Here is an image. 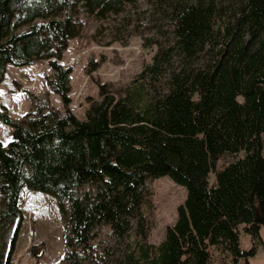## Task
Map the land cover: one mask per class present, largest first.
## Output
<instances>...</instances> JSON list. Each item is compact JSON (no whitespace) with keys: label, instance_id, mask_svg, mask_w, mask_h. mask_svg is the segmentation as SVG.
<instances>
[{"label":"trees","instance_id":"1","mask_svg":"<svg viewBox=\"0 0 264 264\" xmlns=\"http://www.w3.org/2000/svg\"><path fill=\"white\" fill-rule=\"evenodd\" d=\"M80 2L106 17L125 0H0V80L8 62L47 58L54 69L48 83L65 105L61 112L30 93L35 107L20 120L2 106L0 118L13 127V139L0 141L6 212H16L25 181L68 201L62 210L75 247L86 250L94 228L104 223L121 236L134 220L146 239L155 214L145 180L169 173L188 185V199L163 239L142 244L140 256L145 264H209L210 244L230 247L233 225L264 215L258 152L223 169L216 186L206 180L209 161L250 150L264 131V0H157L170 14L174 35L164 55L176 52L187 64L171 73L164 92L155 91V72L120 89L100 82L99 98L87 97L84 119L67 107L71 69L58 60L75 31ZM36 18L45 21L15 31Z\"/></svg>","mask_w":264,"mask_h":264},{"label":"rangeland","instance_id":"2","mask_svg":"<svg viewBox=\"0 0 264 264\" xmlns=\"http://www.w3.org/2000/svg\"><path fill=\"white\" fill-rule=\"evenodd\" d=\"M59 15L63 16L64 12ZM73 19L75 31L58 60L71 67L68 108L79 119L85 118L89 107L87 97L99 98L100 82L108 81L114 89H120L155 72V91L164 92L171 73L187 64L186 58L176 52L170 58L164 55L174 35L170 14L157 0H125L120 11L106 17L88 10L80 2L75 6ZM44 21V18H36L15 31ZM249 35L245 28L243 38ZM52 73L54 69L47 58L25 65L6 63L0 80V111L5 106L10 117L22 119L25 112L35 107L30 93L37 95L38 104L45 102L63 111L60 95L47 80ZM12 139L13 127L0 118V141L7 144ZM252 147L238 152L225 151L216 156L213 163L209 161L207 186H216L223 169L248 155L258 152L264 160V131L260 141ZM86 186L84 183L75 188L76 192ZM145 187L155 214L148 237L144 239L136 233L134 220L121 236H117L111 224L104 223L94 228L85 250L82 244L75 247V238L70 234L67 214L62 210L63 206L68 210V201L62 204L55 193L23 181L15 213L6 212L7 205L0 194V208L3 209L0 264H66L72 260L69 254L74 250L81 251L73 264H145L140 256L141 245L163 239L166 228L177 222L190 192L188 185L169 173L148 176ZM232 231L234 240L230 247L209 245V264H264V215L261 220L237 222Z\"/></svg>","mask_w":264,"mask_h":264},{"label":"flooded vegetation","instance_id":"3","mask_svg":"<svg viewBox=\"0 0 264 264\" xmlns=\"http://www.w3.org/2000/svg\"><path fill=\"white\" fill-rule=\"evenodd\" d=\"M26 64H30V63H26ZM62 64V63H61ZM14 65H25V63L24 64H14ZM67 66H69V65H67ZM70 67V66H69ZM70 69H71V67H70ZM71 71V70H70ZM69 80H70V77H69ZM68 96H69V98H70V95H69V92H68ZM89 97V96H88ZM62 100V99H61ZM71 101V98H70V100H69V102ZM69 102H68V104H69ZM62 103H63V101H62ZM68 104H67V107H68ZM63 107H64V110H65V105H64V103H63ZM58 109V108H57ZM60 111H61V109H59ZM64 110L63 111H61V112H64ZM71 110V109H70ZM72 111V110H71Z\"/></svg>","mask_w":264,"mask_h":264}]
</instances>
